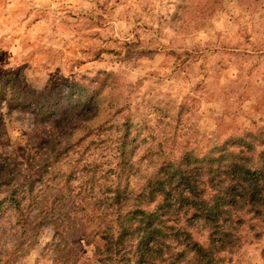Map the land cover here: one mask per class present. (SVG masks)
Segmentation results:
<instances>
[{
    "label": "rangeland",
    "instance_id": "obj_1",
    "mask_svg": "<svg viewBox=\"0 0 264 264\" xmlns=\"http://www.w3.org/2000/svg\"><path fill=\"white\" fill-rule=\"evenodd\" d=\"M238 139L264 149V0H0V177L41 194L0 213V264H99L105 194ZM242 218L216 264H264Z\"/></svg>",
    "mask_w": 264,
    "mask_h": 264
},
{
    "label": "trees",
    "instance_id": "obj_2",
    "mask_svg": "<svg viewBox=\"0 0 264 264\" xmlns=\"http://www.w3.org/2000/svg\"><path fill=\"white\" fill-rule=\"evenodd\" d=\"M236 145L238 152L226 144L200 159L157 160L137 196L135 189L121 191L119 187L105 194L106 204L92 209L93 218L101 224L94 232L102 243L95 252L97 262L216 264L219 253L240 241L243 214L264 219V149L258 150L248 139H238ZM121 153L125 157L124 150ZM6 175L0 177V194L5 195H0V213L13 203L27 223L30 211L27 207L24 213L20 205L28 199L30 207L36 206L41 194L33 195L32 185L25 190L13 186L14 179ZM45 217L60 228L53 210ZM172 220L177 223L170 225ZM193 225L199 226L198 233L206 232L205 243L193 237Z\"/></svg>",
    "mask_w": 264,
    "mask_h": 264
}]
</instances>
